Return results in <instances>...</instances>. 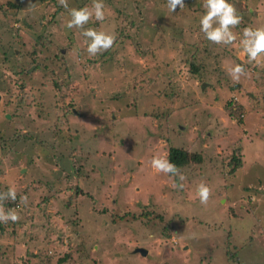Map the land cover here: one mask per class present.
<instances>
[{"label": "rangeland", "instance_id": "rangeland-1", "mask_svg": "<svg viewBox=\"0 0 264 264\" xmlns=\"http://www.w3.org/2000/svg\"><path fill=\"white\" fill-rule=\"evenodd\" d=\"M16 1L0 0V193L16 190L2 204L20 219L0 222V264H233L235 245L264 264V63L240 45L264 27V0H230L243 17L231 46L200 32L203 0H103L85 27L116 39L95 57L58 0ZM170 148L202 159L183 181L151 167Z\"/></svg>", "mask_w": 264, "mask_h": 264}, {"label": "clouds", "instance_id": "clouds-1", "mask_svg": "<svg viewBox=\"0 0 264 264\" xmlns=\"http://www.w3.org/2000/svg\"><path fill=\"white\" fill-rule=\"evenodd\" d=\"M59 4L68 9L69 19L65 26L69 29H80L81 35L85 38L86 52L90 57H95L108 51L115 43V36L97 31L93 28H86L85 25L93 18L96 21L102 22L105 19L106 6L103 0H92L91 7L83 8H68L67 0H58ZM167 5L170 11L174 12L179 6H185L184 0H167ZM203 14L199 19L200 32L204 38L212 44L231 46L237 40V35L232 29L237 28L243 17L238 13L235 5L229 3V0H203ZM240 45L242 53L247 57L248 64L264 63L260 58L264 57V27L253 28L251 26L242 29ZM233 82H239L241 76H247L244 65L235 64L227 73ZM151 167L157 173L171 174L178 176L181 181L185 177L180 173L178 167L171 163L167 158L154 156L151 159ZM173 187L182 188V184H174ZM211 196L210 187L201 182L196 187V197L200 204L207 205ZM17 193L14 188H9L6 192L0 193V222L12 223L18 222L20 216L14 209L5 211L2 202L5 200L15 201ZM24 202H27V197H22Z\"/></svg>", "mask_w": 264, "mask_h": 264}, {"label": "trees", "instance_id": "trees-1", "mask_svg": "<svg viewBox=\"0 0 264 264\" xmlns=\"http://www.w3.org/2000/svg\"><path fill=\"white\" fill-rule=\"evenodd\" d=\"M229 3H231V1L229 0ZM8 5L11 7V8H14V9H18V5H20V0H17L16 1V4H14L13 2H8ZM239 14L241 12H238ZM190 67H191V70H192V73L193 74H197L199 73V66L197 64H194V63H190ZM264 85V83H263ZM263 96H264V92H263ZM264 98V97H263ZM243 122V120H239V123L241 124ZM168 160H170L171 163L175 164L178 169H182L183 167H186L187 165H189L190 163H195L197 165H200L202 163V159L201 157L198 155V154H189L188 152L186 151H183L181 149H177V148H170L168 149V157H167ZM234 161L237 165L240 166V161L239 159L237 158H234ZM242 163V162H241ZM76 171H77V174H80L82 172V169L79 167V166H76L75 167ZM77 192V190H76ZM18 202V201H17ZM10 202L6 203V206L7 207H10ZM16 205V204H15ZM121 218V217H119ZM117 218V219H119ZM72 226L74 227H77L78 228V222L75 220L72 222ZM1 228H3V226H1ZM166 236H170L169 234L166 235ZM80 248L83 249L84 247V243L82 242L80 244ZM234 249V251H232ZM232 250H229L227 254V257H226V261H229V262H232L233 264H243L242 261H239V258H235V255L237 256L238 253L236 252V249H239L238 246H234ZM237 253V254H235ZM84 254H87L86 251L83 252V255ZM71 255L69 254H65L64 256L61 257V259L58 261L59 264H64L66 263V261L70 260L71 259Z\"/></svg>", "mask_w": 264, "mask_h": 264}, {"label": "water", "instance_id": "water-1", "mask_svg": "<svg viewBox=\"0 0 264 264\" xmlns=\"http://www.w3.org/2000/svg\"><path fill=\"white\" fill-rule=\"evenodd\" d=\"M205 85L206 84H202V90L205 87ZM135 252H139L143 256H146V253H147V252L143 251L142 249H136Z\"/></svg>", "mask_w": 264, "mask_h": 264}]
</instances>
